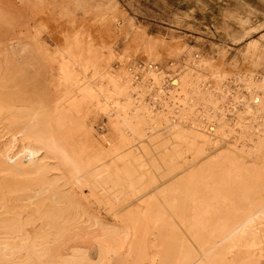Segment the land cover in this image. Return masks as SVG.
<instances>
[{
    "label": "rangeland",
    "instance_id": "rangeland-1",
    "mask_svg": "<svg viewBox=\"0 0 264 264\" xmlns=\"http://www.w3.org/2000/svg\"><path fill=\"white\" fill-rule=\"evenodd\" d=\"M28 150L99 222L66 232L37 264L73 253L97 264L100 248L110 264H133L129 245L113 248L103 233L141 213L149 222L153 197L198 201L186 228L182 209L165 211L175 241L202 206L214 221L254 213L264 205V0L0 2V156ZM262 216L223 245L237 264H264ZM150 223L152 249L161 235ZM39 230L28 229L31 254Z\"/></svg>",
    "mask_w": 264,
    "mask_h": 264
},
{
    "label": "bare ground",
    "instance_id": "bare-ground-1",
    "mask_svg": "<svg viewBox=\"0 0 264 264\" xmlns=\"http://www.w3.org/2000/svg\"><path fill=\"white\" fill-rule=\"evenodd\" d=\"M0 2L4 3L5 0H0ZM172 85L177 86L175 82ZM130 103L131 102H129V104ZM120 110L122 112V109ZM60 112L62 113V110H60ZM215 162L217 163L216 160ZM127 163H129V161ZM49 169L50 168H47L46 165L45 166L39 165L35 162V153L32 152L31 150L24 152L21 156H19L14 161H11L6 156H3V155L0 156V264H37L34 262L35 259L36 261L38 260V262L41 263L40 260H42V258L47 254L49 250V245H52L53 242L55 243V241L58 240L59 238L62 239L61 237L64 236L66 232H69V230L81 227L88 220L89 221L91 220L95 225H99L98 224L99 222L96 219L94 218L91 219V217H89L87 212L81 207V205L78 203V201L75 198H73L71 195L67 193H64L63 191H61L62 189L60 190L57 186L51 185L52 183H50L49 178H48ZM98 179H97V182H98ZM101 180L99 183H101ZM128 180H129V177H128ZM109 185H110V182H109ZM101 193H103V191ZM103 196L104 195L102 194L101 197ZM153 198H151L152 201L150 200V202L148 203L151 205L153 204L157 208V214L153 215V211L151 212V210L149 209L150 211H148L147 215L150 218L147 221L153 224L156 231H158L159 234L161 235V239L159 241V244H155L152 249H149V236L152 237L148 233L147 223L149 222L145 221L147 223H144V220H146V216L141 217L142 213L140 214V219L139 218L138 220L132 219L133 222L131 221L129 222V223H132L130 224L131 226L124 232L119 233V232H115L116 231L115 229H114L115 231L113 230L109 231L110 230L109 229V230H106L105 233H103L104 243L113 248H117V244L115 243L117 238L118 239L122 238L123 244L129 245V255H128L129 257L128 258L132 259L133 264H145V260L148 258V256H150V259H151L150 264H237L235 257L232 256L233 252L231 251V248L224 247L223 245L226 244L227 242L230 243L231 239H233V237H236V235L240 233L241 229L245 228L247 224L249 225L251 221H253V219L258 218L260 214H264V205H262L261 207H258L257 209L255 206L256 210L254 211V213H252L253 211L251 210L252 214L248 213L249 215L246 218L241 217L235 220L227 219V220H222V221H219V220L214 221V218L212 219L211 217L212 213H210L211 211H209L210 206L207 205L209 206V209H208L206 206L201 207L199 205L201 207L199 211H195L194 213L192 212V214L190 215V218H191L190 220L194 222V224L192 223L193 226L190 229L188 228V231L185 230L187 231V236H185L186 238L181 239L182 238L181 236L180 241H175L174 238H172V235H171L172 232L170 233L172 229L170 231L168 229V223L169 225H172V224H170V222L167 223L165 221V216H166L165 211L175 213V211H177L178 209H182L181 212L182 211L184 212L183 214L184 216L181 219L177 218V221L179 219L180 221H178V223L181 222L183 228H186L188 227L187 225H189L188 223L189 218L187 217V212H186L188 211V205L193 204L194 206L198 201L196 200V198L192 199L189 197L188 199H186L184 204L180 202L179 198H173V199L171 198L165 201L163 200V202L159 203L158 201H153L155 199ZM9 200L22 203L23 205L22 210H19V211L11 210L9 208L10 204L8 205ZM245 215L247 214L245 213ZM179 217H181V215ZM243 218L244 220L242 221ZM262 218L264 217L262 216ZM257 220L258 219H256V221ZM151 223L149 225H151ZM37 225L40 226V230L34 238L33 249H31L33 250V253H32L33 255H32L28 251V244L30 241V234H29L28 229L32 226H37ZM90 226H91V223H90ZM143 226H145V228H143ZM179 226H180V223H179ZM235 249L233 248V250ZM108 255L109 254H107L106 251L100 248L98 250L96 263L97 264H110L109 259H108L110 257H108ZM260 255L262 254L260 253ZM259 257L260 256H258V258ZM62 264H90V263L87 260L86 255L84 253H73L70 257L63 259ZM239 264H254V263L251 261V259H244Z\"/></svg>",
    "mask_w": 264,
    "mask_h": 264
}]
</instances>
